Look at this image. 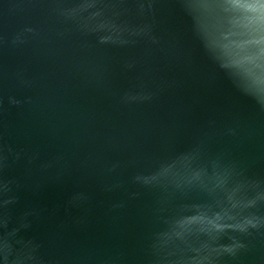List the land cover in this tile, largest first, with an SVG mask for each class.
Masks as SVG:
<instances>
[{"label": "water", "instance_id": "water-1", "mask_svg": "<svg viewBox=\"0 0 264 264\" xmlns=\"http://www.w3.org/2000/svg\"><path fill=\"white\" fill-rule=\"evenodd\" d=\"M0 264H264V0H0Z\"/></svg>", "mask_w": 264, "mask_h": 264}]
</instances>
